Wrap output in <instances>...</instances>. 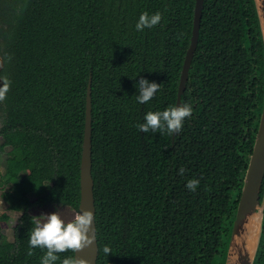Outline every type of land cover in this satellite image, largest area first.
Wrapping results in <instances>:
<instances>
[{
	"label": "trees",
	"instance_id": "1",
	"mask_svg": "<svg viewBox=\"0 0 264 264\" xmlns=\"http://www.w3.org/2000/svg\"><path fill=\"white\" fill-rule=\"evenodd\" d=\"M195 5L0 0V75L11 81L0 132L12 144L0 194L8 211L22 212L14 240L3 227L10 215L0 212V264H41L46 249L29 246L34 206L79 210L90 79L97 264H225L264 105L254 0H205L182 96L192 115L175 138L137 128L149 111L176 106ZM143 12L162 19L138 31ZM142 78L161 84L143 104ZM189 179L200 181L194 192ZM67 257L75 252L55 264Z\"/></svg>",
	"mask_w": 264,
	"mask_h": 264
},
{
	"label": "water",
	"instance_id": "2",
	"mask_svg": "<svg viewBox=\"0 0 264 264\" xmlns=\"http://www.w3.org/2000/svg\"><path fill=\"white\" fill-rule=\"evenodd\" d=\"M205 0H196L193 34L191 44L187 51L178 90L176 106L182 104V96L185 93L189 79V71L196 52L202 13ZM260 31L264 44V0H254ZM0 70L3 68V60L0 57ZM2 85V82H1ZM176 134H173L175 138ZM264 179V108L262 111L258 133L256 136L253 153L246 171L244 185L239 200L231 238L227 250L225 264H255L259 246L263 235L264 203L260 202V191ZM91 210L94 213L93 234L94 243L82 251L75 252V257L83 258L88 264H97L99 246L97 238L96 206L94 197V179L92 174V80L90 79L87 91L86 125L83 143L81 164V201L79 212ZM256 222V232L253 237V245L249 247L247 232L252 222Z\"/></svg>",
	"mask_w": 264,
	"mask_h": 264
},
{
	"label": "clouds",
	"instance_id": "3",
	"mask_svg": "<svg viewBox=\"0 0 264 264\" xmlns=\"http://www.w3.org/2000/svg\"><path fill=\"white\" fill-rule=\"evenodd\" d=\"M162 14L156 12L149 15L148 12H143L136 24V30L143 31L145 28H152L160 23ZM0 102L6 99V94L10 90L11 81L5 76L0 77ZM161 84L149 82L146 79H140L138 84L139 95L136 99L143 104L150 101L154 95L160 90ZM191 104L184 103L180 106H169L163 111H149L145 117V123L137 125L139 131L148 133L159 132L168 135L179 134L183 127V121L192 115ZM184 169L179 170L180 175H184ZM198 179H189L185 187L189 191H195L199 186ZM33 227L29 231V246L30 248L46 249L45 255L42 257L41 264H55L58 259V254L68 251L79 252L90 247L95 237L92 233L94 213L91 210H84L75 215L74 219L65 223L61 219L58 212L48 215H42L32 218ZM108 255L111 249L107 246L103 249ZM32 253L29 252V255ZM61 264H88V261L83 258L67 257L62 260Z\"/></svg>",
	"mask_w": 264,
	"mask_h": 264
},
{
	"label": "rangeland",
	"instance_id": "4",
	"mask_svg": "<svg viewBox=\"0 0 264 264\" xmlns=\"http://www.w3.org/2000/svg\"><path fill=\"white\" fill-rule=\"evenodd\" d=\"M0 127H1V123H0ZM11 145L12 144H11L10 137L5 136L2 132H0V147L3 146L5 150V152H0V176L4 171L5 164L7 161L6 151H9L12 148ZM1 190L2 189L0 188V193H1ZM2 210L7 211L11 217L10 222L8 224H5L3 227L6 232L7 238L10 240H14L16 225L22 216V212H13V211L11 212V211H8V209H6L5 207ZM55 212H58L60 214L61 219L64 220L65 223L73 220L75 215L78 213L77 211L71 209L68 206H57V205L34 206L31 209V213L35 217H39L42 215H48V214L55 213Z\"/></svg>",
	"mask_w": 264,
	"mask_h": 264
},
{
	"label": "flooded vegetation",
	"instance_id": "5",
	"mask_svg": "<svg viewBox=\"0 0 264 264\" xmlns=\"http://www.w3.org/2000/svg\"><path fill=\"white\" fill-rule=\"evenodd\" d=\"M0 66H1V62H0ZM2 70V69H1ZM1 70H0V74H1ZM1 77V75H0ZM0 86L1 85V82H0ZM263 108H264V105H263ZM262 115V114H261ZM261 119V118H260ZM1 122V121H0ZM260 202L261 204L263 205L264 203V179H263V184H262V187H261V191H260ZM261 255L263 258H264V230H263V235H262V239H261V243H260V247H259V250H258V256ZM255 264H259L256 263ZM260 264H263L262 262H260Z\"/></svg>",
	"mask_w": 264,
	"mask_h": 264
},
{
	"label": "bare ground",
	"instance_id": "6",
	"mask_svg": "<svg viewBox=\"0 0 264 264\" xmlns=\"http://www.w3.org/2000/svg\"><path fill=\"white\" fill-rule=\"evenodd\" d=\"M255 232H256V222L253 221L252 222V225L249 227V230L247 232V239H248V244H249V247L251 246V244L253 245V237L255 235Z\"/></svg>",
	"mask_w": 264,
	"mask_h": 264
},
{
	"label": "built area",
	"instance_id": "7",
	"mask_svg": "<svg viewBox=\"0 0 264 264\" xmlns=\"http://www.w3.org/2000/svg\"><path fill=\"white\" fill-rule=\"evenodd\" d=\"M1 188V187H0ZM7 208V204H6V202L3 200V198H1V196H0V212H2L3 210V208Z\"/></svg>",
	"mask_w": 264,
	"mask_h": 264
}]
</instances>
